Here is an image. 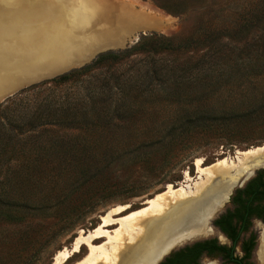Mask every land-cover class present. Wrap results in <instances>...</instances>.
I'll use <instances>...</instances> for the list:
<instances>
[{
    "label": "rangeland",
    "instance_id": "obj_1",
    "mask_svg": "<svg viewBox=\"0 0 264 264\" xmlns=\"http://www.w3.org/2000/svg\"><path fill=\"white\" fill-rule=\"evenodd\" d=\"M31 1L0 0V11L23 13ZM41 1L70 19L91 17L102 3L126 4L151 22L69 69L132 47L142 36L177 38V45L107 61L72 83L1 105L0 264H53L57 251L109 210L128 206L116 217L123 216L176 186L184 171L194 178L196 159L210 166L264 145V0ZM241 169L221 175L236 179V187L205 232L179 239L166 255L189 240L228 244L212 223L233 209L231 196L264 169V156ZM249 233L256 235L251 262L264 264V222L252 220L242 240ZM234 253L241 255L239 245ZM199 264L222 261L215 254Z\"/></svg>",
    "mask_w": 264,
    "mask_h": 264
},
{
    "label": "bare ground",
    "instance_id": "obj_2",
    "mask_svg": "<svg viewBox=\"0 0 264 264\" xmlns=\"http://www.w3.org/2000/svg\"><path fill=\"white\" fill-rule=\"evenodd\" d=\"M125 5L102 3L92 9L91 17L70 19L61 10L41 2L31 21L13 33L10 55L1 53L0 67L5 68L8 57L6 88L28 75L25 69H32L34 78L44 70L57 71L59 65L71 59L83 61L98 49L122 43L126 31L133 27L151 25ZM22 10L27 13L28 6ZM262 156L264 145L236 151L234 158L224 157L210 166L196 159L194 178L184 171L176 186L168 185L162 193L145 200L142 208L123 216L116 217L128 206L109 210L95 228L80 232L69 248L57 251L53 264H69L84 249L86 254L73 264H158L179 239L205 232L209 219L229 199L236 179L221 175L233 168L242 170L243 164ZM112 226L116 228L109 229Z\"/></svg>",
    "mask_w": 264,
    "mask_h": 264
},
{
    "label": "trees",
    "instance_id": "obj_3",
    "mask_svg": "<svg viewBox=\"0 0 264 264\" xmlns=\"http://www.w3.org/2000/svg\"><path fill=\"white\" fill-rule=\"evenodd\" d=\"M176 42L177 38H167L157 35L142 36L132 47L126 48L122 51L109 50L99 53L88 64L70 69L69 71L53 78L20 89L0 103V110L3 107L1 106L2 104L7 105L9 102L13 104L15 103L13 101L17 100L22 94L30 90L33 91L46 86H63L74 82L75 79L89 74L107 61L118 62L119 60L128 58L132 54L153 52L158 51L159 49L172 50L173 45H177ZM50 103L51 101L47 99L44 101V105L50 106ZM39 119L40 118H36L33 125H37L36 122ZM230 200L233 209L226 211L225 214L215 219L213 224L216 228H219L225 233L232 241V244L235 245L237 244L240 235L248 231L251 225V219L264 221V169L258 170L243 187L236 189ZM253 246L254 243L252 238L243 241L241 244L243 256L240 258H234L232 248L219 245L214 239L196 241L170 253L159 264H199V260L202 256H211L215 254L222 256L224 264H252L250 258Z\"/></svg>",
    "mask_w": 264,
    "mask_h": 264
},
{
    "label": "crops",
    "instance_id": "obj_4",
    "mask_svg": "<svg viewBox=\"0 0 264 264\" xmlns=\"http://www.w3.org/2000/svg\"><path fill=\"white\" fill-rule=\"evenodd\" d=\"M41 2V0H36L34 2L31 1L25 3L26 7L28 6L27 12H31V14L29 15L7 10L0 11V58L2 51H5L10 55L8 47L10 45L9 41L15 38L12 37L14 35L13 33L20 32V30L18 29L21 28L24 24L27 25V23L31 21L30 18L32 17L35 9L41 6ZM7 60L8 57L4 62L5 68L0 67V103L22 88H25L49 76L55 75L61 71H65L66 69H69L73 66H78L87 62V59L81 61V59L74 58L71 59V61H68V63H62L61 65H59V69L57 71L49 72L48 70H44V73L42 75L36 76V78L32 76V69H25V72L28 73V75L25 74V76H22L19 81H17L16 83L14 82V84H12L10 88H6L9 83L5 78L7 75V71L9 70Z\"/></svg>",
    "mask_w": 264,
    "mask_h": 264
},
{
    "label": "flooded vegetation",
    "instance_id": "obj_5",
    "mask_svg": "<svg viewBox=\"0 0 264 264\" xmlns=\"http://www.w3.org/2000/svg\"><path fill=\"white\" fill-rule=\"evenodd\" d=\"M259 169H260V168H259ZM254 171H255V170H254ZM254 175H255V174H254ZM241 182H242V181H241ZM225 213H226V211H225L224 213L219 214L215 219H217L218 217H220L221 215H223V214H225ZM215 219H214V220H215ZM252 220H254V219H251L250 222H252ZM258 220H259V219H258ZM260 221H262V220H260ZM263 222H264V221H263ZM212 224H213V223H212ZM213 226H214V224H213ZM214 228H216V227L214 226ZM216 229H217V230L219 231V233L223 236V238L228 242V244H220L215 238H211V239H214V240L216 241V243L219 244V245L226 246V247H228V248H232V251H233V257H234V258H235V257L240 258V257L243 256V251H242V248H241V244H242L243 241H246V240L252 238V239H253V243H254L253 249H254V247H255L256 235H254L253 233H249L248 237L245 238L244 240H242V235L244 234V233H242V234L240 235V238H239L237 244L233 245V244H232V241L228 238V236H227L225 233H223L219 228H216ZM205 240H210V239H205ZM202 241H203V240H202ZM189 245H190V244H189ZM238 245L240 246V251H241V255H240V256H237V255H235V253H234V249H235V247H237ZM186 246H187V245H186ZM181 248H183V247H181ZM253 249L251 250V254H252ZM204 256H207V255H204ZM219 256H220V259H221V261H222V264H224V261H223L222 256H221V255H219ZM250 262H251V258H250ZM251 263H252V262H251ZM252 264H253V263H252Z\"/></svg>",
    "mask_w": 264,
    "mask_h": 264
},
{
    "label": "water",
    "instance_id": "obj_6",
    "mask_svg": "<svg viewBox=\"0 0 264 264\" xmlns=\"http://www.w3.org/2000/svg\"><path fill=\"white\" fill-rule=\"evenodd\" d=\"M84 65H85V64H84ZM82 66H83V65H82ZM80 67H81V66H80ZM72 69H73V68H72ZM69 70H70V69H69ZM69 70H68V71H69ZM65 72H67V71H65ZM65 72H63V73H65ZM61 74H62V73H61ZM57 75H60V74H55L53 77H55V76H57ZM53 77H52V78H53ZM45 79H46V78H45ZM49 79H50V78H49ZM42 81H43V80H42ZM254 174H255V173L253 172V174H252L250 177H248V178L244 181V183H245L247 180H249ZM242 185H243V184L241 183V184L239 185V188H241ZM218 209H219V208H218ZM218 209H217V210H218ZM189 241H191V240H189ZM189 241H187V242H189ZM187 242H186V243H187ZM186 243H184L183 245H181L180 248L186 246ZM169 254H170V253H169ZM167 256H168V255H166L165 257H163V259H162L160 262H162ZM160 262H159V263H160ZM159 263H158V264H159Z\"/></svg>",
    "mask_w": 264,
    "mask_h": 264
}]
</instances>
